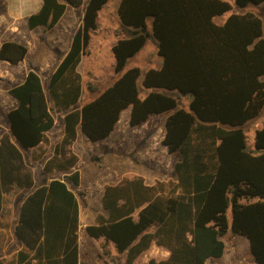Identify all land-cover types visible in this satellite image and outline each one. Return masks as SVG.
Instances as JSON below:
<instances>
[{
    "label": "trees",
    "instance_id": "16d2710c",
    "mask_svg": "<svg viewBox=\"0 0 264 264\" xmlns=\"http://www.w3.org/2000/svg\"><path fill=\"white\" fill-rule=\"evenodd\" d=\"M109 1L89 0L47 91L36 71L9 91L18 104L8 115L10 132L0 127V214L4 193L15 185H35L22 149L49 143L47 133L56 125L50 101L64 114V135L44 164L53 178L35 187L21 205L15 234L23 246L0 264H81L80 201L69 186L79 187L81 180L79 158L72 151L78 130L92 142L105 140L128 108L130 125L139 127L177 108L172 91L191 96L189 109L173 112L165 122L162 145L180 157L174 180L149 186L135 177L106 186V215L86 226V233L126 254L125 264H135L154 244L170 254L148 264H207L223 257L224 237L231 232L248 240L254 264H264V120L252 148L245 129L264 118L263 20L246 12L218 23L217 17L233 10L229 0H121L117 12L127 36L112 48L118 78L80 106L78 67ZM83 3L43 0L28 27L51 30L68 6ZM263 3L235 0L242 9ZM150 38L157 42L161 66L146 71L128 67ZM27 54V46L18 42L0 48V60L13 65ZM3 240L0 235V247Z\"/></svg>",
    "mask_w": 264,
    "mask_h": 264
},
{
    "label": "rangeland",
    "instance_id": "374dc122",
    "mask_svg": "<svg viewBox=\"0 0 264 264\" xmlns=\"http://www.w3.org/2000/svg\"><path fill=\"white\" fill-rule=\"evenodd\" d=\"M233 6V10L217 17L218 23L224 22L233 13L251 12L259 16L263 20L264 26V3L260 5H250L247 8H239L235 4V0H229ZM121 0H110L109 3L99 14V27L92 34L90 45L83 56L79 65V72L82 78L83 95L80 103L84 104L88 100L100 94L107 86L113 83L118 75L114 72L115 58L112 48L119 39L125 38L127 35L122 31L121 23L118 17V7ZM89 0H84L80 10H69L63 23L58 25L54 30L45 28L37 29L30 34H27L30 44L35 47V51L40 53L34 54L40 57L39 65L49 63L50 56L58 57V54L52 50L57 51L58 48H65L70 42L72 32L68 29L73 26L77 30L78 24H82V13L84 15ZM75 11V12H74ZM74 22L76 24H74ZM148 31L152 33V22H148ZM24 36V34H23ZM51 40L59 41L58 45L48 43ZM51 48H49L48 47ZM54 51V53H52ZM48 53V54H46ZM45 54V55H44ZM52 54V55H51ZM32 55L33 62L37 60ZM47 56V57H46ZM45 57L47 59H45ZM49 57V58H48ZM162 64V58L158 54V45L154 38H150L144 48L133 57L128 67H139L142 71L150 68H158ZM51 64L47 68L50 67ZM48 74V73H46ZM43 75L44 82H47L48 77ZM142 79L140 80L141 84ZM171 93L177 98L178 106L176 109L163 114L154 115L150 118L149 123L144 127L135 128L132 131L130 128L126 132L125 139L122 142H116L119 139L102 140L92 142L86 140L84 134L79 131L80 138L73 145L72 151L78 156L79 162L76 170L79 171L81 180L79 187L69 186L74 190L80 201V230H79V247H80V262L81 264H125L126 254L117 253L113 245L107 244L103 239H93L88 236L85 227L96 223L99 215L105 214L102 204L103 193L105 187L108 185L117 184L120 181L126 180L130 174L145 172V168L149 169L148 175H154L159 179L156 181H172L175 178L174 160L178 154L169 158L167 154H162L161 161H154L151 156V149L157 148L161 150V137L165 132V122L167 118L179 109H189L191 96H185L178 91ZM53 109V114L56 120L54 129L49 133V143L46 145L48 153L42 156L43 150L39 149L35 155V162L33 164L34 175L37 185L46 183L53 176L44 172V164L48 158L52 156L55 145L63 137V113L57 112L53 102L50 101ZM125 116V115H124ZM262 117L250 122L247 129V136L249 143L252 142V135L257 129L262 127ZM117 130L113 134L118 135ZM149 136V141L145 143L143 137ZM154 146V147H153ZM156 150V149H155ZM154 150V151H155ZM46 151V150H45ZM38 152V153H37ZM172 160V161H171ZM133 172V173H132ZM130 173V174H125ZM55 177L63 178L62 175ZM24 197V193L17 198L16 206L12 208V213L17 212L20 208V203ZM231 219V213H228ZM11 238H5L4 243L10 242ZM226 244V251L220 259L210 260L207 264H248L250 260L249 242L246 238L241 236L226 235L224 237ZM17 245L18 243H13ZM0 247V248H1ZM169 257L166 249L153 245L152 248L141 255L135 264H148L150 260L154 259L157 262L165 260ZM242 261V263H241Z\"/></svg>",
    "mask_w": 264,
    "mask_h": 264
},
{
    "label": "crops",
    "instance_id": "0c3cea01",
    "mask_svg": "<svg viewBox=\"0 0 264 264\" xmlns=\"http://www.w3.org/2000/svg\"><path fill=\"white\" fill-rule=\"evenodd\" d=\"M42 5H43V0H0V48H1L2 44L5 42L22 43V44H25L28 48V54H27L25 60L23 62L17 64V65H13L9 62L0 60V127H2L4 133L10 132V121H9L8 115H9L11 110H13L17 107V104H18L17 100L10 95V93H9L10 89H12L13 87L18 86L21 83H23L30 71H36L40 75V77L43 81V84H44V88L47 91L48 81H49L51 75L54 73V71L58 67V65L60 64V62L62 61V59L68 53L70 46H71V43H72L73 36H74L75 32L77 31V30H74L75 28L73 26H69L68 29L70 30V32H72V36L70 38V42L68 43V45L65 48H58L57 47V51L55 49H52L58 54V57L50 56L51 61H53V63H49V61L46 60V64L39 65L38 62L40 60V57H39V55L35 56L34 54H36V53L38 54V53H40V51H38V50L35 51L36 48L35 47L33 48V46L29 42V39L26 37H27V34H30L31 32H33L37 29L45 28V27H38L34 30H31L28 27L29 17L34 15V14H37L41 10ZM80 9H81L80 7L75 8L72 6H68L65 15L62 17V19L59 21V23L51 30H54L58 25L63 23V20L65 19L69 10H80ZM83 18H84V15L82 13V20H83ZM74 24H76V23L74 22ZM81 25L82 24L80 22V24H78L77 29ZM23 34H24V36H23ZM50 42H52V43H48L50 46H52V44H54V46H55V45H58L60 43L59 41H56V40H51ZM49 45H48V47H49ZM54 51H52V53H54ZM46 54H48V53H46ZM32 55H34V58L37 60L36 62H33V59H31ZM46 57H45V59H47ZM49 64H51V65L49 68H47L49 66ZM78 71H79V67H78ZM46 73H48V74H46ZM44 74H46L45 76L48 77L46 83L44 82V79H43ZM82 95H83V87H82ZM81 105H83V104L80 103V106ZM60 113H62V112H60ZM130 116H131V108H128L122 112L120 121L118 122L115 130L107 138L108 140L111 139L113 142L116 139H119L116 142H122V140L125 139V136H126L124 134H126V132L130 131L129 130L130 128L132 129V131L134 133V131L137 128L144 127L146 124L149 123V120H150L149 119L145 124H143L139 127H132L129 123ZM63 120H64V115H63ZM262 120H264L263 117H262ZM250 122H252V121H250ZM63 123H64V121H63ZM262 124H263V121H262ZM247 125L245 126V129H246ZM116 130L119 134L114 136L113 134L115 133ZM79 131H81V129L78 130V138H77L76 142L79 140V138L81 136V135H79ZM246 131H247V129H246ZM50 132L47 133L48 137H49ZM63 135H64V126H63ZM254 136H255V132L252 135L251 144L249 143V139H248V143H249L251 148L253 147ZM0 137H1V134H0ZM163 137H164V134L161 137V140L163 139ZM85 139L89 140L86 136H85ZM107 139H105V140H107ZM142 140L145 141V143H146L150 139H149V136H147V137H143ZM161 146H162V148L160 151L157 150V148H156L157 146L155 147L156 150L152 149L150 147V149L152 151L150 154H151V156L155 162L161 161L163 153L167 154V156L171 159L173 158L172 156L175 155V154H169L167 148L164 147L163 145H161ZM47 148L48 147L46 145H42V147H40V148H31V149H27V150L22 149V153H23L25 162L28 165V167L32 170L35 185L31 189L19 188L17 185H15V186H13V188L10 192H8V193L6 192L3 194L4 204H3V208H2V211L0 214V235L2 237H5V238H11L12 240L10 242L6 241L4 243V245L0 248V259L9 258V257L15 255L23 246V244L18 240V238L16 237V234H15V227L18 223L19 212H20V208H21L23 201L34 190L35 187H39V186L47 184L51 181V179H49L46 183L37 185L35 175H34V168H33V164L35 162V155H36L35 151L42 149L43 150L42 156H45L48 153ZM72 148H73V146H72ZM179 159H180V157H178V156H176L175 159H172V160H174V165L176 162L179 161ZM145 169H146L145 172H142V173H139L140 171L139 172L134 171V172H136L135 174L133 172H132L133 174H130V173H125V174L126 175L130 174V177L128 179H133L135 177H142L145 180V183L147 185L152 186L156 183V181L159 178L154 176V175H148L147 171L149 169H147V168H145ZM121 182L122 181L118 182L117 184H119ZM114 185H116V184H114ZM0 186H2L1 182H0ZM23 193H24V197L20 203V206H19L20 208L18 209L17 212H14V214H13L12 208L16 206L18 196L20 194H23ZM257 200L258 199H255L254 201H257ZM103 215H106V213ZM230 234L233 235L231 232H229L227 235L229 236ZM236 237H238V236H236ZM13 243H18V244L15 245ZM157 247H159V246H157ZM160 248H162V247H160ZM249 249H250V247H249ZM241 263H242V261H241ZM248 264H254L253 256L251 255V253H250V260H249Z\"/></svg>",
    "mask_w": 264,
    "mask_h": 264
}]
</instances>
